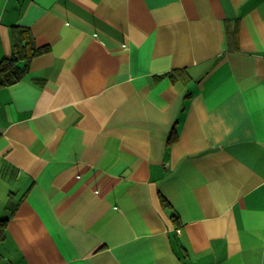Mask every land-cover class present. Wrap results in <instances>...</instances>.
<instances>
[{"label": "crops", "instance_id": "obj_1", "mask_svg": "<svg viewBox=\"0 0 264 264\" xmlns=\"http://www.w3.org/2000/svg\"><path fill=\"white\" fill-rule=\"evenodd\" d=\"M10 59L0 264H264V0H0Z\"/></svg>", "mask_w": 264, "mask_h": 264}, {"label": "trees", "instance_id": "obj_2", "mask_svg": "<svg viewBox=\"0 0 264 264\" xmlns=\"http://www.w3.org/2000/svg\"><path fill=\"white\" fill-rule=\"evenodd\" d=\"M13 32H15V39H13V57H25L26 53L24 49H26V46L29 45V41H27L29 39H27V36L24 34L23 29L20 30L17 27H13ZM32 53L30 55H32ZM12 61H14V59L0 62V85L8 84L13 79L18 78L19 71L14 68V66H10L12 64Z\"/></svg>", "mask_w": 264, "mask_h": 264}]
</instances>
